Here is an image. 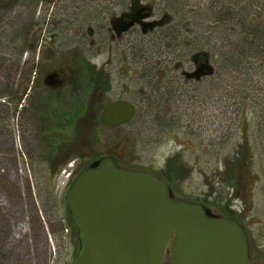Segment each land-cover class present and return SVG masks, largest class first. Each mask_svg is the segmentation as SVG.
<instances>
[{
    "label": "rangeland",
    "instance_id": "1",
    "mask_svg": "<svg viewBox=\"0 0 264 264\" xmlns=\"http://www.w3.org/2000/svg\"><path fill=\"white\" fill-rule=\"evenodd\" d=\"M129 1L0 0V50L20 44L13 41V27H22L30 15L48 17L42 43L50 44L43 48L44 56H31L32 68L21 66L23 57L0 58V264L73 262L80 234L62 218L66 195L101 156L156 174L174 197L202 203L212 214L226 217L224 209L232 211L246 231L250 263H264V88L256 97L243 98L236 80L225 74L203 83L185 75L195 70L185 45L192 22L200 21L194 15L210 4L220 6L219 0H141L149 10L142 21L165 24L143 31L140 23H132L117 34L109 19L128 13ZM25 4L33 10L26 12ZM53 31L59 35L57 46L48 40ZM173 34L183 45L176 47ZM15 59L14 91L8 78ZM30 70L31 96L24 97L26 84L18 83ZM49 71L65 78L58 96L46 95L41 84ZM118 99L132 103L136 115L108 127L101 112ZM64 146L72 150L65 156ZM233 157L238 161L232 162ZM171 158L174 162L167 166ZM244 160L242 176L234 175L240 186L246 185L234 196L226 178ZM175 163L170 184L162 174L173 171ZM163 264H169L168 257Z\"/></svg>",
    "mask_w": 264,
    "mask_h": 264
},
{
    "label": "water",
    "instance_id": "2",
    "mask_svg": "<svg viewBox=\"0 0 264 264\" xmlns=\"http://www.w3.org/2000/svg\"><path fill=\"white\" fill-rule=\"evenodd\" d=\"M132 24L130 21L128 26ZM136 108L114 100L100 119L108 127L129 122ZM80 246L71 264L250 263L247 234L236 219L172 195L167 182L142 169L101 156L75 179L66 195Z\"/></svg>",
    "mask_w": 264,
    "mask_h": 264
},
{
    "label": "trees",
    "instance_id": "3",
    "mask_svg": "<svg viewBox=\"0 0 264 264\" xmlns=\"http://www.w3.org/2000/svg\"><path fill=\"white\" fill-rule=\"evenodd\" d=\"M129 4L130 11L123 15H127L125 18L129 22L135 23L138 20L133 15L135 8L142 11L140 19L149 16V10L147 6L141 5V0H130ZM219 4L220 6L210 4L206 9L194 15L200 21L192 22V37L188 43H185L189 47V52H192L191 59L195 69L203 70V76L194 80L197 83H203L209 76L214 79L222 73L225 74V78L228 76L233 81L236 80L235 85L240 96L250 98L253 94L252 97H256L257 93L264 88L260 81L261 79L264 81V0H219ZM164 24V21L144 22V30L146 27L154 28ZM175 31L178 35L180 34L179 29ZM167 35L169 34L165 37ZM178 35H174L176 47L183 45ZM87 85L89 88L91 81ZM78 111L81 112V108ZM71 151L68 146H64L62 155L65 156ZM173 159H169L167 166L174 162ZM231 159L232 162L238 161L237 157ZM244 162L245 160L242 164L240 163L239 169L236 166L230 169L226 178L231 182L234 196L239 194L241 188H245L246 185L240 186L241 184L236 182L237 177L234 175L237 172L242 176L241 172L245 171L246 165ZM172 167H174L173 171H169L168 168L162 174L170 184L174 181L171 173L176 171L177 164L175 163ZM224 210L226 217H236L232 211ZM61 215L62 218H66L67 226L72 225L67 208ZM61 232L62 229L59 233Z\"/></svg>",
    "mask_w": 264,
    "mask_h": 264
},
{
    "label": "flooded vegetation",
    "instance_id": "4",
    "mask_svg": "<svg viewBox=\"0 0 264 264\" xmlns=\"http://www.w3.org/2000/svg\"><path fill=\"white\" fill-rule=\"evenodd\" d=\"M25 8H26V12L27 11L31 12V9L33 10V8L27 4H25ZM58 8L60 10L64 9L63 7H58ZM79 8H80V6L74 7L75 10L79 9ZM105 9H107V8H105ZM45 10H46V15H47L48 9L46 8ZM124 14L125 13H123L121 17L116 18V19H112V18L109 19L110 30L115 29V33L119 34V31H120L119 29L123 30L124 28L128 27L129 20L127 18H125V16H123ZM140 14H141V10L135 8V10L133 11V15H134V17H136V19L138 18V20L135 23H140L142 30H144V22L142 21V19H140ZM0 15H2V12L0 13ZM40 19L41 20L35 19V18H33V15H30V16H28V18L26 19V22L22 25V27L17 28V25H14L13 30H12V37H14L13 41H15L16 39H19L18 42H20V44L18 46L14 45V49L9 48V49L0 50V58L5 59L7 56L10 58H16V57L21 58V57H23V62H21V66L23 65L24 68H32L31 56L32 55L33 56L34 55L44 56L45 52H44L43 48L48 47V45H50L48 42H46V44H44V45L42 43L43 39L45 37L43 35V33L45 31L48 32L47 31L48 30V28H47L48 17L40 18ZM0 22H1V20H0ZM50 27H51V29H56L60 33L62 31L63 32L66 31V28L64 26L51 25ZM105 30L108 32V29H105ZM87 31L89 33L88 35H93V30L91 27H87ZM79 32H81L80 28H79ZM79 32L74 31V35L77 36L79 34ZM0 38H2L1 35H0ZM58 39H59V35H57L55 33V31H53L48 40L50 41L51 44H54V46H57L56 43H58ZM34 43H36V44H34ZM53 51H54V53L58 52V50H56V49H53L52 52ZM47 53L49 54V52H47ZM2 56H4V57H2ZM3 63H4V61H3ZM19 64H20V62H19ZM16 65H17V61L15 59V61H14V74L10 72V76L8 78V85L11 88H13L14 91H15V88H17V78H16V73H15L16 68H17ZM19 72L20 73L24 72L22 67L19 68ZM26 73L27 74H26L25 78L20 77V79H19L20 83H18V85H20V87L23 86L24 82H25L24 84H26L24 97H28L29 95L31 96V90H32V86L29 85V84H32L31 70L29 72L27 71ZM185 75H186V77H190V78L193 77V78L199 79L200 77L203 76V70L202 69H195L193 71V73H191L189 75L187 73H185ZM29 77H31V78H29ZM71 78L72 77H70V79ZM42 82L43 83H41V84H42L43 88L46 90V95L56 92V96H58L62 92V90L60 91V89H62V87L65 88V78L61 77V75L56 71H49L45 75H43ZM14 93L12 91L11 99H13V101H15V99H16L15 98L16 95ZM50 102H51V100H50ZM47 119L49 120V118H47ZM88 119L90 121V127H92L93 122H95V115L90 116Z\"/></svg>",
    "mask_w": 264,
    "mask_h": 264
},
{
    "label": "built area",
    "instance_id": "5",
    "mask_svg": "<svg viewBox=\"0 0 264 264\" xmlns=\"http://www.w3.org/2000/svg\"><path fill=\"white\" fill-rule=\"evenodd\" d=\"M65 172V170H62V173L61 174H63Z\"/></svg>",
    "mask_w": 264,
    "mask_h": 264
}]
</instances>
